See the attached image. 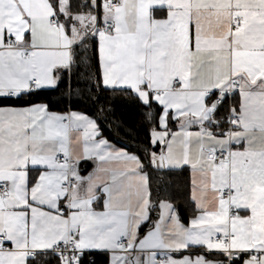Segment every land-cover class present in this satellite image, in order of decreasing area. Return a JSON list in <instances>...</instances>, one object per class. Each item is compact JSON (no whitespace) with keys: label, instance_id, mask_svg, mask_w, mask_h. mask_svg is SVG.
Masks as SVG:
<instances>
[{"label":"snow or ice","instance_id":"snow-or-ice-1","mask_svg":"<svg viewBox=\"0 0 264 264\" xmlns=\"http://www.w3.org/2000/svg\"><path fill=\"white\" fill-rule=\"evenodd\" d=\"M0 264H264V0H0Z\"/></svg>","mask_w":264,"mask_h":264}]
</instances>
